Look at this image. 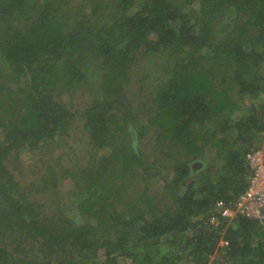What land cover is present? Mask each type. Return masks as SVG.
<instances>
[{"label":"trees","instance_id":"trees-1","mask_svg":"<svg viewBox=\"0 0 264 264\" xmlns=\"http://www.w3.org/2000/svg\"><path fill=\"white\" fill-rule=\"evenodd\" d=\"M141 52L158 66L143 103L127 97ZM77 117L103 152L78 175L50 162ZM263 134L264 0H0V264H264V223L215 207L245 194ZM24 153L40 193L71 180L76 219L33 199Z\"/></svg>","mask_w":264,"mask_h":264},{"label":"rangeland","instance_id":"rangeland-1","mask_svg":"<svg viewBox=\"0 0 264 264\" xmlns=\"http://www.w3.org/2000/svg\"><path fill=\"white\" fill-rule=\"evenodd\" d=\"M138 62L135 63L131 70V79H130V87L127 89L128 94L127 97L131 100H140L142 103L144 98L142 95L149 92V83H144L140 81L141 75L144 74L146 69H152V73H157L158 66L154 64V66H150L147 58L141 52L138 56ZM157 63L160 64V59L157 60ZM141 71V72H140ZM90 86V85H89ZM88 86L84 88H79L74 92L65 93L63 97V101L70 107L72 110H83L87 105H89L92 93L90 92ZM139 102V101H137ZM136 104V102H135ZM138 104V103H137ZM152 135L150 132L149 136ZM264 137V134L262 135ZM264 143V142H262ZM140 149L142 155L145 160V157L153 155V147L149 142V138L144 139L140 144ZM48 153V152H47ZM46 153V154H47ZM62 155L58 158L59 154ZM102 151H97L92 148L89 143V138L87 134L83 130L82 121L77 117L72 124L70 130V137L68 138L67 146L61 148L60 150H56L53 159L50 162H54L57 160V166L63 167L68 171H72L76 173V175L80 174L84 169L90 166L91 162H96L98 157L102 155ZM25 162H23V167L27 168L26 176L22 178L23 184L27 186L28 184H32L34 186L35 191L31 194L33 199L37 200L39 203L44 204L45 208L44 212L46 215H53L54 213L59 212L60 206L62 207V212L76 219L75 212L69 205V197L67 193L71 190L73 184L70 179H66L62 181L58 186L59 194L55 197L53 193H40L39 192V177L44 173L43 166L39 167L38 163V155L36 153H24ZM46 156V155H45ZM49 156V154H48ZM33 158V159H32ZM148 161V160H147ZM161 164V161H159ZM29 167V168H28ZM43 167V168H42ZM33 172V174H31ZM139 181V182H138ZM138 186H141V180H137ZM162 184V183H161ZM162 185L153 184L150 186V191L148 195L156 199L160 202V207H165L169 204V200H166V197L163 195L161 191ZM141 190V189H139ZM137 191V189H135ZM54 195V196H53ZM54 201H57L56 204ZM171 205V202H170ZM79 221V220H78ZM212 264L220 261V257L218 254H215L214 257L211 258ZM211 261L208 264H211Z\"/></svg>","mask_w":264,"mask_h":264},{"label":"built area","instance_id":"built-area-1","mask_svg":"<svg viewBox=\"0 0 264 264\" xmlns=\"http://www.w3.org/2000/svg\"><path fill=\"white\" fill-rule=\"evenodd\" d=\"M246 162L252 171L249 187L245 194L241 195L235 209L224 208L222 202H217L215 207L221 212V217H230L238 213L247 219L258 220L264 223V152L262 149L250 151L246 155ZM219 224L218 218L211 217L206 222V229L209 232ZM221 245H226L220 241Z\"/></svg>","mask_w":264,"mask_h":264}]
</instances>
